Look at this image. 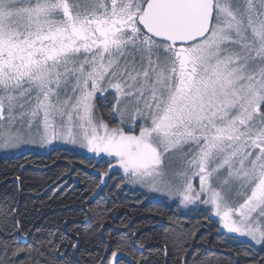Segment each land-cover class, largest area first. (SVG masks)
<instances>
[{
  "label": "snow or ice",
  "instance_id": "obj_1",
  "mask_svg": "<svg viewBox=\"0 0 264 264\" xmlns=\"http://www.w3.org/2000/svg\"><path fill=\"white\" fill-rule=\"evenodd\" d=\"M25 133L264 246V0H0V149Z\"/></svg>",
  "mask_w": 264,
  "mask_h": 264
},
{
  "label": "trees",
  "instance_id": "obj_2",
  "mask_svg": "<svg viewBox=\"0 0 264 264\" xmlns=\"http://www.w3.org/2000/svg\"><path fill=\"white\" fill-rule=\"evenodd\" d=\"M108 169L65 148L0 156V264H109L117 249L125 264L264 259V247L227 238L205 210L146 199L115 172L101 183Z\"/></svg>",
  "mask_w": 264,
  "mask_h": 264
},
{
  "label": "rangeland",
  "instance_id": "obj_3",
  "mask_svg": "<svg viewBox=\"0 0 264 264\" xmlns=\"http://www.w3.org/2000/svg\"><path fill=\"white\" fill-rule=\"evenodd\" d=\"M100 104L99 107H97V105ZM96 116L100 119H102L104 122H106L110 127H115V126H122L120 125V121H119V116L115 113H113L112 111V105L109 103H105L99 99H97L96 101ZM129 128L125 127V131H128ZM25 143H22L18 148H12V149H0V156L1 157H15L18 156L24 152H34V153H38V154H47L48 152H50L52 149L54 148H65L71 151H74L75 153L81 154L85 157L88 158H92L94 160H103L101 159V155H97L94 153L89 152L87 149L85 148H81L78 145H72V144H68L65 143L64 141H55L52 144H42L39 141V138L36 137L35 135H33L32 137H29V135L27 133H25V137H24ZM105 159H108L112 165H115V161L112 160L111 158H107L105 157ZM109 173L115 172L117 175L120 176V178L123 180V184L124 186L129 190V191H134L137 193H142L146 199H154V200H159V201H165L171 204H175L183 213L185 214H189L192 212L197 211L198 209H202L203 211H207L209 217L212 220H215L217 222V224L220 227V230L222 233H224V235L231 239L230 237H234L237 234H227L226 230L223 229L222 225H220L219 223V218L215 216L214 212L212 211L211 206L209 205H199V206H190V208L192 210H189V208H184L183 206L179 205V201L178 200H174L173 198L160 193V192H155V191H150L148 187L144 186V185H140V184H132L130 183L127 178L125 177L123 170L122 169H118V168H113V169H108ZM193 184L194 186L198 189L199 188V180L194 179L193 180ZM236 242H243V243H248L256 248H261L264 247L262 245H256L254 242L250 241L249 238L247 237H239L237 239H232Z\"/></svg>",
  "mask_w": 264,
  "mask_h": 264
},
{
  "label": "water",
  "instance_id": "obj_4",
  "mask_svg": "<svg viewBox=\"0 0 264 264\" xmlns=\"http://www.w3.org/2000/svg\"><path fill=\"white\" fill-rule=\"evenodd\" d=\"M22 171H23V170H21V172H22ZM21 172H20V173H21ZM13 181L15 182L16 185H18V179H13Z\"/></svg>",
  "mask_w": 264,
  "mask_h": 264
},
{
  "label": "flooded vegetation",
  "instance_id": "obj_5",
  "mask_svg": "<svg viewBox=\"0 0 264 264\" xmlns=\"http://www.w3.org/2000/svg\"><path fill=\"white\" fill-rule=\"evenodd\" d=\"M198 210H200V209H198ZM221 231V230H220ZM224 234V233H223Z\"/></svg>",
  "mask_w": 264,
  "mask_h": 264
}]
</instances>
